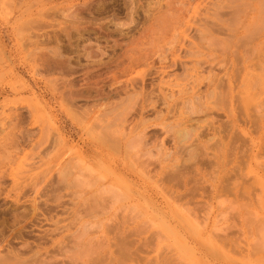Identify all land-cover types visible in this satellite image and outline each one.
I'll use <instances>...</instances> for the list:
<instances>
[{
	"label": "rangeland",
	"instance_id": "rangeland-1",
	"mask_svg": "<svg viewBox=\"0 0 264 264\" xmlns=\"http://www.w3.org/2000/svg\"><path fill=\"white\" fill-rule=\"evenodd\" d=\"M0 264H264V0H0Z\"/></svg>",
	"mask_w": 264,
	"mask_h": 264
}]
</instances>
